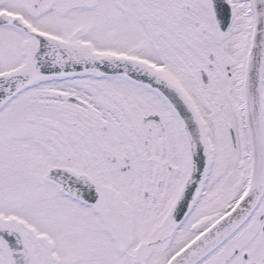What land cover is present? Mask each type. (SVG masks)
I'll list each match as a JSON object with an SVG mask.
<instances>
[{
	"label": "snow or ice",
	"instance_id": "1",
	"mask_svg": "<svg viewBox=\"0 0 264 264\" xmlns=\"http://www.w3.org/2000/svg\"><path fill=\"white\" fill-rule=\"evenodd\" d=\"M0 264H264V0H0Z\"/></svg>",
	"mask_w": 264,
	"mask_h": 264
}]
</instances>
